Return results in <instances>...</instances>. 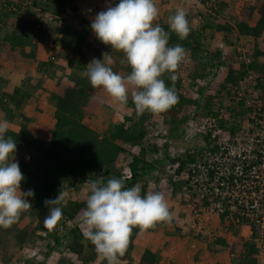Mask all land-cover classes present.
I'll use <instances>...</instances> for the list:
<instances>
[{"label":"trees","instance_id":"1","mask_svg":"<svg viewBox=\"0 0 264 264\" xmlns=\"http://www.w3.org/2000/svg\"><path fill=\"white\" fill-rule=\"evenodd\" d=\"M215 2L216 6L211 12L206 11L202 14L201 27L193 28L189 21L191 31L184 40L171 31L167 22L155 21L169 33V47L180 45L188 53L186 61L178 70V79L175 82L169 78L168 73L161 77L166 86L175 88L179 97L178 103L159 115L147 111L137 115L134 103L129 97L128 104L121 108L125 112L124 119L113 117L100 127L95 125L99 113L106 107L113 111L119 105L113 104L106 93L92 88L84 75L87 65L92 60L88 57V51L92 49L88 42L93 32L91 22L85 18L77 31L70 25H64L59 33L68 43L67 49L70 51L68 65L73 81L70 84H56L49 99L54 108L47 121L50 129L38 134L30 127L39 122L38 115H43L45 111L43 100L36 96V91L45 80L40 79V82L34 80L32 83V80L22 72L24 68L31 72L36 68L43 77L51 78L57 72L58 63L56 56L45 55L44 59L38 58V47L42 38L36 39L38 32L35 28L44 25V21L42 19L33 22L19 21L12 31H8L9 19L17 15L16 11L21 10V5L17 9L11 0L0 1V121L5 119L20 121L19 131L9 129L5 136L11 137L17 145L13 162L19 163L24 176L21 191L34 190V196L28 198L32 208L22 213L19 221L10 228H0V264H46V260L53 253L61 255L59 261L61 264H70L73 260L80 264H107L106 261L98 259L94 246L83 235L82 210L86 208L87 197L90 194L87 181L103 179L106 184L110 178H122L126 188L140 184L142 196H146L149 191H163L164 185H157V182L161 181L170 188V195L177 197L180 205L184 204L183 193L187 182H165L161 179V173H165L168 163L178 160L180 173L176 172L181 174L186 165L196 162L201 156L200 152L203 151L201 145L208 137L194 135L189 140L185 139L189 122L200 114L217 115L214 113V102L223 99V95H226L227 99L231 97L230 86L245 84L249 76L253 77L256 87L253 88L250 84L249 86L261 93L260 98L264 102V63L261 61L264 58V51L257 48V41L264 34V0L243 7L234 16L235 24L227 21L216 23L218 17L224 18L228 5L222 1ZM33 4L50 15L54 23H63L64 14L76 3L74 0H37ZM191 5L195 4L188 3L184 9ZM254 14L258 15L256 21ZM41 29L40 27L39 33L44 32ZM215 33L223 34L221 47L213 46L217 38ZM241 39L253 40L254 48L241 56L242 61L236 67L229 63V58L222 48L225 46L229 52L233 49L236 55L243 54L242 49L238 47ZM98 43L100 46L103 45L100 40ZM93 49L96 51L93 52L94 57L101 61L103 54H110L112 50L110 45L101 51L94 47ZM123 58L125 66L120 65L117 60H112L110 67L114 72L126 77L131 73V68L126 57ZM247 59L250 63H247ZM7 68L16 74L14 79L9 80L2 76L1 70ZM223 71H226L225 76L222 74ZM186 83L189 85L186 86ZM249 86L246 83V87ZM26 107L32 109L33 113H25L23 109ZM233 110L239 115L247 114L242 103ZM156 116L162 118L163 132L157 135L154 143H151L148 136L157 130ZM160 139L165 142L161 144ZM179 141H182L181 148L185 149V154L172 158L168 151L169 142L174 148L179 149L177 148ZM22 148L36 154L33 165L25 161L21 153ZM60 192L65 194L58 205L62 208L63 216L57 228L49 231L43 224L44 218L49 214V208L45 206L44 201L55 199ZM170 211L173 214L174 210ZM197 215L193 210L186 224L183 222L187 237L190 238L186 241L187 252L191 251L193 246L196 253L200 244L206 241L209 243L210 240L213 244L228 250L231 264H264V251L261 252L256 247L254 237L250 241L238 239L232 243L222 235L214 237L213 234L211 238V232L231 233L238 228L232 222L225 223L224 217L217 216L220 228L210 230L207 226L209 223L200 220ZM26 221L27 224L21 228ZM177 223L172 220L171 224L167 225L172 226L174 231H180L183 227L182 225L179 227ZM165 226L166 224H158L156 228L149 229L146 233L163 234ZM139 235V230L133 229L127 252L120 258L121 263L159 264L160 256L152 251V248H145L142 252L136 249ZM43 243L47 248L43 261L31 260L28 257L20 259L18 253L22 250L37 248L44 252L41 249Z\"/></svg>","mask_w":264,"mask_h":264},{"label":"clouds","instance_id":"2","mask_svg":"<svg viewBox=\"0 0 264 264\" xmlns=\"http://www.w3.org/2000/svg\"><path fill=\"white\" fill-rule=\"evenodd\" d=\"M159 11L156 0H119L115 7L108 6L98 13L91 23L92 31L103 44L124 54L131 73L124 77L114 72L110 67L112 59L105 53L103 61L93 58L89 62L84 75L92 88L106 93L121 108L131 97L137 115L146 111L159 115L179 101L175 88L166 86L161 77L168 73L175 82L188 53L180 45L168 46L169 33L155 23ZM168 25L181 40L186 39L191 31L186 9L178 8L169 16ZM9 128L7 120L0 121V228L4 229L16 224L22 213L32 208L28 198L34 196L32 189L21 191L24 176L19 163L13 162L17 145L5 136ZM87 184L90 194L82 210L83 235L94 246L98 259L107 264H121L133 229L142 234L173 220L163 191H149L142 196L140 184L126 188L122 178H110L106 184L103 179ZM64 195L60 192L55 199L44 201L49 214L43 224L49 231L56 229L62 219L58 205Z\"/></svg>","mask_w":264,"mask_h":264},{"label":"built area","instance_id":"3","mask_svg":"<svg viewBox=\"0 0 264 264\" xmlns=\"http://www.w3.org/2000/svg\"><path fill=\"white\" fill-rule=\"evenodd\" d=\"M177 9L188 3L199 5L211 12L216 2L211 0H171ZM246 52L244 51V54ZM247 63L250 60L247 59ZM256 82L252 76L241 86H230L232 96L216 100L214 113L198 115L189 122L186 136L204 135L203 151L196 162L189 163L181 174L180 162L168 163L165 175L168 182L184 181L185 200L181 205L183 217L194 210L200 220L210 223L211 216L224 217L225 223L232 222L236 228H249L254 244L264 251V102L261 93L254 91ZM226 98V99H225ZM244 104L247 111L239 115L234 108ZM157 131L149 134V142L154 143L163 132L159 122ZM161 126V128H160ZM163 144L165 140L160 139ZM169 156L185 154L184 148L171 145ZM177 171V172H176ZM180 173V172H179ZM201 221V222H202ZM221 236L210 233L211 238ZM255 235V236H254Z\"/></svg>","mask_w":264,"mask_h":264},{"label":"rangeland","instance_id":"4","mask_svg":"<svg viewBox=\"0 0 264 264\" xmlns=\"http://www.w3.org/2000/svg\"><path fill=\"white\" fill-rule=\"evenodd\" d=\"M0 1H4V0H0ZM11 1L14 3L13 5H15L17 7V9L20 7L19 5H21V10L16 11L17 12L16 16H11V18L9 19L10 26L7 28V30L12 31L14 29V27L16 26V24H18L19 21H31V22H33V21H37L39 19H42L44 21V25H41V26H38L35 28V30L38 32L36 35V39L42 38L44 40V41L42 39L40 40L38 50H40V52L42 54H45V55L47 54L50 56H56V61L58 63L57 69H60L61 70L60 72L63 74V76H60V79H58V81L60 80V82L62 81V83L68 82V84L72 83L73 78L71 76V70L69 69V65H68V62L70 59V51H69V49H67L69 47H68V43H66V39L59 33V30L64 25H70L74 31L79 30L80 27L83 25L82 23H83V21H85L84 20L85 18L90 21L92 18H95L98 13H100L99 7L101 5H103V3L100 6H98V4H96V5H91V7H90L88 1H86V0L85 1L80 0L79 2H78V0H74V3H76V4H74L73 6L70 7V11L68 13L64 14V16L62 18L63 23H54L52 21V17L50 15L45 13L41 7H37L36 5L33 4V2L37 1V0H11ZM41 1H43V0H41ZM102 1H106V0H102ZM168 1L171 2V0H168ZM77 3H78V5H77ZM118 3H119V1L114 3V7ZM195 5H197V4H195ZM197 6H199V5H197ZM88 7H90V8H88ZM103 8H105V7H103ZM176 8H177V6H176ZM239 10L241 11V8ZM84 13L86 14L85 16H84ZM232 22H233V24H235L234 20ZM40 27L42 28L41 31H44V32L39 33ZM215 34H216L217 38L214 40L213 46L215 45V47H221V45L223 44V34H217V33H215ZM98 40L99 39L96 37L95 33L92 32L90 41H88L90 43V45L92 46V49H90L88 51V57L90 59L95 58L94 57L95 54L93 52H96V51L93 49V47L96 48L97 51L107 49V45L103 44L100 46L98 43ZM252 43H253V40L241 39L240 43L238 44V47L242 49L243 54H240V55H236V52L233 49L231 51L232 52V54H231V52H229L228 48H226L225 46L224 47L222 46L223 47L222 50L228 56L229 63H233V65H235L237 67L239 62L242 61L241 56L244 55V51L246 53H248L254 48ZM257 45H258L257 48L259 50L264 51V36H262L257 41ZM109 55H110L112 60H114V61L117 60V62L120 65L125 66L124 58H123L125 56L122 52H117L115 50H111V53ZM261 61H262V63H264V58L261 59ZM24 69H25V71L23 73H25L28 76V78H30L32 81L36 80L39 82L38 74L34 75V73H30L31 70H29L27 68H24ZM2 72L3 73H1V74L3 77H5V79L11 80V79H14V77H16L15 76L16 74H13L9 68H7L6 70H2ZM225 73H226V71L222 72V74H224V76L226 75ZM55 76H56V73H54L53 77H51V80H55ZM41 78L43 80H47V79L50 80V77H48V76H44V77L41 76ZM13 83H15V82H13ZM188 85H189V83H186V86H188ZM42 86H44V85H42ZM45 86L46 87L42 88L45 91L44 98L46 99V100H44V105H46V107L48 106L49 111H52V105L50 104V100H49L50 99L49 95H51L50 94L51 91L49 89H47L46 82H45ZM54 86L55 85H53V87ZM47 91H49L50 93H47ZM40 93H41V95H43L44 92L41 91ZM46 94H47V96H46ZM208 94H209V92H208ZM47 97H49V98L47 99ZM104 110H105V112H104L105 114L102 116L103 120H101V117H99L98 120L95 122L96 123L95 125L98 127H100V125H102V124L108 123V121H110L113 117H115L116 119H119V120L124 119L125 112L119 106L116 109H114L113 111H111L110 107L109 108L106 107ZM24 111L27 113H30V114L33 113L32 109H30V108L28 110L24 109ZM43 112H44L43 115H38V118H41V120H38L40 123L42 122V118L46 119V117L49 114V112H47V111H43ZM155 122L157 123V125H160L159 122H162V118L159 116H156ZM160 128H161V126H160ZM156 131L158 132V130H156ZM185 139L189 140L190 136L185 135ZM181 145H182V141H179L177 148H181ZM23 155H25V153H23ZM26 157H27V155H25V158ZM161 177H162L161 178L162 180H165V182H168V179H167L165 174L161 173ZM154 182H155V180L152 181L153 184H154ZM157 185H164L162 190L164 191L165 196L167 195L166 199L168 200V202L170 200V202L173 203L172 205H175L174 200L172 198H169V197H172V195H170V193H169L170 188L165 187L166 184L162 183L161 181H158ZM169 209H171V207H169ZM181 211H182V209H181ZM176 212H178V216L180 213L179 210H177V209L173 212V214H174L173 222L174 223H176V221H177ZM184 218L185 219H183V221L186 222L187 220H189L190 216L184 217ZM26 224H27V221L24 222L20 227L22 228ZM236 230H241V229H236ZM153 233L156 235H159L160 232H158V233L153 232ZM238 234L236 232H233V234H231L232 236H229L228 232L224 233V235H226V240L229 243H232L233 239ZM229 237H230V239H229ZM155 240L156 239L150 240L149 245L153 244V241H155ZM206 242H208V241H206ZM41 247H42L41 248L42 251H44V252H41L37 248H34L32 250H25L24 252L29 256V258L31 260L43 261V259H44L43 256H44V253H46L47 248L45 247L44 243ZM138 247H139L138 248L139 252L144 251L143 250V248H145L144 242L142 243V245L138 244ZM174 249L175 250L170 251V256L174 255V253H175L174 251H177V247H174ZM158 250H156V251H158ZM191 250H192V252L191 251L187 252V250L184 252V253H186L184 255V263L185 264H191L193 258L195 257V252H194L195 249H193V246H192ZM14 251H16V250H14ZM200 251H202V252H199L200 257L202 258V260H201L202 264H213L218 260L222 264H231L230 256L228 255V250L223 249V248L215 245V243L213 244L212 242H210V240H209V243L204 244L200 248ZM16 252H18V251H16ZM171 258H173V257H171ZM171 258H166V259H168V261H169V260H172ZM182 258H183V255H182ZM162 259H164L166 261L165 258H162ZM165 261H164V264H168ZM161 263L163 264V260H161L159 264H161ZM121 264H127V263H121ZM169 264H174V263L170 262Z\"/></svg>","mask_w":264,"mask_h":264},{"label":"crops","instance_id":"5","mask_svg":"<svg viewBox=\"0 0 264 264\" xmlns=\"http://www.w3.org/2000/svg\"><path fill=\"white\" fill-rule=\"evenodd\" d=\"M79 1L80 0H78V2ZM82 1H85V0H82ZM86 1H88L90 7H91V5H96V4H98V6H100L103 3V5H101L99 7L100 12H102V11H106L108 6L114 7V3H115L116 0H106V1H102V0H86ZM117 1H119V0H117ZM215 1H218V2L219 1L221 2L222 1V2H225L228 5L227 6V11L225 12L224 18H221V17L219 18L218 17V20H217L216 23L225 22V21H227L228 23H233L232 21L234 20V16L239 13V11H240L239 9L240 8L242 9V7L249 6V5H253L256 1H262V0H215ZM175 4H176L175 1L169 2L168 0H156V6L160 10L159 11V18H158V20L156 22L159 23L161 21H164V22H167L168 23L169 16L175 14V12L177 10ZM77 5H78V3H77ZM90 7H88V8H90ZM103 7H105V8H103ZM186 12H187V15H188V20L191 23V27H193V28H199V27L202 26V14L206 13V11H204L201 7H199L197 5H191L190 7L188 6L186 8ZM257 19H258V15L257 14H254V21H256ZM93 20H94V18H92L90 20L91 23H92ZM263 36H264V34H263ZM90 38H91V35H90L88 41H90ZM37 55H38V58L39 59H44L45 54H42L40 52V50H38V54ZM5 68H6V66H5ZM2 70H1V73H3ZM24 71H25V69L23 70V72ZM56 71L57 72H56L55 80H51V78H50V80H48V79L45 80L46 85H47V89H49L51 91V93L53 92V90H54V88H55V86H56L57 83H62V81L60 82V80L58 81V79H60V76H63V74L60 72L61 71L60 69H56ZM16 72L18 73L19 70H17ZM30 73H34V75H37L38 74V80L40 82V79H42L41 78L42 74H39L36 68L33 69V72L30 71ZM32 83H33V81H32ZM65 84H68V82L65 83ZM43 85L44 86H41V88L36 91V96L38 98H40L41 100H43V103H44V100H46L44 98L45 91L42 88H44L46 86H45V83H43ZM53 85H55V86L53 87ZM41 91L44 92L43 95H41V93H40ZM47 93H50V92L47 91ZM46 96H47V94H46ZM50 96L51 95H49V97ZM49 97H47V99ZM43 108H44L45 111L47 110V112H49V114H48L49 117L54 112V108L53 107H52V111H49L48 110V106L46 107V105H44ZM116 108L117 107H115L114 109H116ZM28 109H29V107H26L25 108V110H28ZM23 111H24V109H23ZM104 112L105 111H102V112L99 113V115L97 116L96 121L98 120L99 117H101V120H103L102 119V116L105 114ZM25 113H27V112H25ZM47 117H46V119L45 118H42V122L41 123L38 122L36 124L31 125V127H30L31 130L34 131L35 133L42 134V131L43 132L44 131L46 132L47 129H50L49 123L47 122L48 119H49V117L48 118ZM37 119L38 120H41V118H37ZM7 121L10 124V128H9L10 130L19 131V129H20V121L19 120L15 119L13 121H10L8 119ZM21 153H22V155H23V153H25V155H27L26 158H25V155H23V157L25 158V161L28 164L33 165L35 163L36 154L34 152L28 151L26 148H22L21 149ZM169 198H172L174 200V202H175V205H172L173 203H171L170 200H169V202H168L169 203V207H171V209H173L174 211L177 209L180 212L179 213V216H178V212H176V215H177L176 216V218H177V221L176 222H178L177 225L179 227H181V225H182L183 229H181L180 231H174V229H172V226L169 227L166 224V226L163 228V230H164V233L163 234L161 232L159 233V235H156L154 233H146V232H144V233L140 234L138 236L137 240H136V247H137L136 249L139 248L138 247V244L142 245V243L144 242V247L145 248H152V251L156 252L159 256L161 255L160 256V260H163V264H164V261L165 260L162 259V258H165L166 259V258H171V257H173V258H171L172 260H169L168 261V259H166L165 262L168 263V264L170 262H172L174 264L175 263L176 264H185L184 263V255L186 253H184V252L186 251V243H187L186 241L187 240H190V238L187 237L188 236L187 230L183 226V222L185 224H186V222L183 221V219H185V218L182 216V212H181V208H180L181 205L179 203V200L176 197H174L173 195H172V197H169ZM173 218H174V214H173ZM207 226L210 227V230H214L216 228H220L219 227L220 226V223L218 221L217 216H211L210 223ZM233 232H236L237 234L239 233L233 239V242L237 241L238 239H244V240H249L250 241L251 238H252L251 237V231L247 227H245V228H243L241 230H235ZM233 232H231V233L228 232V235L229 236H232L231 234H233ZM220 234L222 236H225L226 237V235H224V233H220ZM174 235H176V236H174ZM152 239H156V240L153 241V244H150L149 245V242ZM229 239H230V237H229ZM204 244H206V243L200 244L197 252L195 253V257L193 258L191 264H202V262H201L202 258L200 257L199 252H202V251H200V248ZM174 247H177V251H174L175 252L174 255L170 256V251L175 250ZM145 248H143V250ZM156 250H158V251H156ZM191 252H192V250H191ZM18 254H19V257H20L21 260L26 259V257L29 258V256L24 251H21ZM182 255H183V258H182ZM60 258H61V255L60 254H54L53 253L46 260V264H61L59 262L60 261ZM217 262L221 263L219 260L216 261L215 263H217ZM74 263L80 264L77 261L74 262V260L72 262H70V264H74ZM215 263H213V264H215Z\"/></svg>","mask_w":264,"mask_h":264},{"label":"bare ground","instance_id":"6","mask_svg":"<svg viewBox=\"0 0 264 264\" xmlns=\"http://www.w3.org/2000/svg\"><path fill=\"white\" fill-rule=\"evenodd\" d=\"M228 228V227H227Z\"/></svg>","mask_w":264,"mask_h":264}]
</instances>
